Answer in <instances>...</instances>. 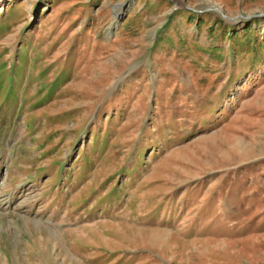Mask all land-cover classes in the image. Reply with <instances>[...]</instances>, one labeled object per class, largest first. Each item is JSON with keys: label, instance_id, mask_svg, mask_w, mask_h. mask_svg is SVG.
<instances>
[{"label": "rangeland", "instance_id": "374dc122", "mask_svg": "<svg viewBox=\"0 0 264 264\" xmlns=\"http://www.w3.org/2000/svg\"><path fill=\"white\" fill-rule=\"evenodd\" d=\"M0 264H264V0H0Z\"/></svg>", "mask_w": 264, "mask_h": 264}]
</instances>
